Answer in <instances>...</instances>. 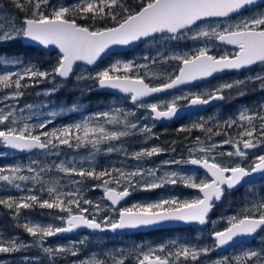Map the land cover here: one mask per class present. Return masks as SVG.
I'll return each instance as SVG.
<instances>
[{
    "label": "snow or ice",
    "instance_id": "6c2138e0",
    "mask_svg": "<svg viewBox=\"0 0 264 264\" xmlns=\"http://www.w3.org/2000/svg\"><path fill=\"white\" fill-rule=\"evenodd\" d=\"M15 7L25 13L22 19L15 17L0 18V43L14 41L19 38L28 39L44 47L55 46L58 50L56 64L48 70H38L29 66L18 71H7L0 74V86L9 90L7 94L0 93V104L6 101L16 103L0 107V145L21 152L40 150L46 154L60 157L61 148L78 150L91 145L100 152L101 145L107 153L120 152L112 142H121L124 138L136 132L145 135L151 133L148 124L140 123V118L133 111L115 109L102 111L93 117H86L80 122L53 127L47 118L34 119L32 115H24L25 110L31 111L33 105L19 106V100L24 95V89L35 86L42 81L53 82L50 93L57 90V78L67 80L75 74L77 62L95 65L112 46H128L134 42H143L145 38L155 39L157 35L167 40L191 39L201 41L193 51L164 54V62L175 61L168 77L163 82L153 85L146 80V75L155 76L154 72L141 73L140 69H148V64H137L134 60L117 61L108 67L96 71L95 75L86 77L79 75L77 80H93L100 88L117 90L128 94L135 107L145 108L154 120L171 119L179 114L181 101L187 106L197 107L208 105L214 100L226 99L225 92L238 89L237 95H246L243 90L249 81H259L264 90V75H253L245 79L223 82L211 91L189 93L174 96L167 102L146 103L144 98L152 97L161 92L181 85L194 84L197 81L225 71L251 69L257 64H264V11L241 17L235 23H227L233 16L241 15L247 6L254 5L256 0H140L136 9L127 6L124 0H76L71 5L53 3L52 0H12ZM27 3L28 8H25ZM2 8V5H0ZM76 16L88 21L89 25L77 23ZM97 21H111L102 27L96 26ZM189 33L191 35H189ZM235 46V51L214 55L213 50L218 45ZM157 57H145L152 63L158 62ZM23 61L0 56V64L22 65ZM264 72V69L261 70ZM27 81V82H25ZM75 107V106H74ZM258 110L244 108L239 110L234 119L217 124L215 128L207 127V121L193 123L191 128L207 133L208 143L196 138L199 148L189 149V158L165 162L167 164H191L205 170V179L197 182L195 175H181L178 172L165 173L157 176L159 168L145 169L137 167L132 170L108 167L101 170L91 163L83 166L75 160H61L58 164L38 168V161H31L26 167L21 165L0 166V184L28 193L20 197L11 195L0 198V205L13 211V217L19 221L21 210L55 209L59 213L55 219L63 226L47 225L25 219L19 224L30 236L38 238L41 246L48 237L72 232L78 228L92 230H112L150 226L166 221H180L206 225L216 224L209 215L217 202L223 201L227 192L234 191L246 179L255 173L264 174V153L255 155L245 167L240 163L225 162L222 158L248 157L253 149H264V104L257 106ZM55 116V113H52ZM123 116V119H120ZM132 119H129V118ZM135 121V122H133ZM120 126V127H117ZM237 128L232 135L229 130ZM189 131L191 129H188ZM223 135L226 138L213 142V136ZM224 145L230 150L219 151ZM163 149L159 147L142 148L132 153L133 159L159 155ZM196 153V155H193ZM55 168L63 176L60 180H44L43 176ZM27 171L30 175L22 174ZM74 185L71 190L61 186L64 178ZM145 177L151 178L150 180ZM93 183L92 190L101 188L103 200L93 203L83 197L86 181ZM182 182L186 187L198 190L199 194L193 199L183 201L161 199L154 203H138L131 207L116 208L122 200L131 195L130 189L140 187L144 191ZM23 183V187H22ZM31 183L33 187L27 185ZM39 185V188H36ZM51 185V186H49ZM114 185V186H113ZM122 190H119L121 189ZM47 197V198H44ZM89 205L90 207H85ZM115 212V217L109 216L108 210ZM105 211L103 216H99ZM91 217V218H89ZM264 231V198L254 203L250 208L245 207L240 214L226 218L222 230L213 229L210 236L216 248L233 243L237 238L254 236ZM83 243V241H81ZM177 242H172L175 245ZM25 242L15 239L0 240V253L18 252L30 247ZM212 248L198 247L189 243L180 244L175 251L161 244L156 249L139 250L137 264H187L188 261L199 264L200 257L207 255ZM72 251L64 246L44 247L43 252L50 256ZM76 255V252H72ZM39 259L38 257L36 258ZM236 264L246 261L247 264H264V249L259 252L249 250L243 256L235 258ZM0 264H3L0 261ZM22 264H35L32 258H22ZM80 264H103L102 261L91 259ZM113 264H125L123 258L113 261ZM214 264H234L231 257L224 256L216 259Z\"/></svg>",
    "mask_w": 264,
    "mask_h": 264
},
{
    "label": "trees",
    "instance_id": "16d2710c",
    "mask_svg": "<svg viewBox=\"0 0 264 264\" xmlns=\"http://www.w3.org/2000/svg\"><path fill=\"white\" fill-rule=\"evenodd\" d=\"M53 3H60V4H66L71 5L76 3V0H52ZM124 2L127 4V6L131 9H136L137 5L140 3V0H124ZM0 5H2V8H0L1 15L0 18L5 17H15L17 19H22L25 15V13L19 9H17L12 2V0H0ZM25 8H28L27 3H25ZM77 20V23L79 24H92L91 20L85 21L81 19L80 17H75ZM105 24L111 25V21H97L96 26L102 27ZM161 37L157 36L155 39H150L147 43L144 44L143 49L140 50H134L131 48V50H127L126 52L122 53H115L111 55L109 58L104 60L99 67L94 69H88L83 67H76L75 68V74L72 76L71 79L68 81H61V84L59 87H56L57 90L53 93H50V90L53 87V82L51 81H42L39 84H36L35 86L28 87L24 89V95L19 100V106H25V105H33V109L31 111L25 110L26 113L24 115H32L34 113V119L29 122H36L38 119L47 118L48 120H51L52 123L49 125L48 130H51L53 127H61L63 125L71 124L80 122L84 117H90L92 114L102 111H111L112 114L115 113V109L119 108L123 111H133L136 113V116L140 118V123H146L151 124L152 123V136L158 134L159 137H154L153 139L156 140L157 144L160 145L164 150H167L170 154H175L176 156H189V149L187 148V145L190 144V142L194 139V137L191 135H196L197 133L202 135L207 140V133L202 132L197 129H192V124H187L186 126H177V127H164L161 128L160 126H154L153 121L151 119L150 113L145 108H138L134 105H131L129 103V100H127L124 96L115 95L108 91H102L99 89L98 85L93 80L83 79V80H77L76 77L79 75L87 76L88 74L95 75V71L99 68H102L104 66L110 65L111 63L115 62V60L124 61L130 57H133L135 59L136 63L146 61L148 64H151L152 61L146 60L145 57H157V54L160 53V57L158 58V62L156 64L159 65V68L154 66L153 69H148L147 71H141L142 74L145 72H154L155 77L146 75V80L150 83L157 84L158 82H163L167 79L169 72L172 68L175 67L176 62L175 61H169L167 63L164 62L163 55L168 54L172 51L175 53L176 51H183L188 50V48H192V46L195 45L196 41H193L191 39H180V40H164L163 43H159L158 40H160ZM150 42L157 43L161 47L160 52L153 53L150 51L151 47L148 48L146 45ZM135 48V47H134ZM149 50H148V49ZM189 51H193L192 49H189ZM58 52L54 50H47L42 47H36L33 45H24L21 43L20 38L16 39L14 41H8L6 43H0V56H7L9 58H12L14 60H20L23 61L22 65H19L18 67H21V70L23 68H27L29 66H35L38 70H48L51 67H53L56 64V56ZM16 65V64H14ZM12 64H0V71H7L9 67H11ZM17 66V65H16ZM84 71V73H83ZM83 73V74H82ZM76 75V76H75ZM59 79H56L54 83L59 82ZM27 82V81H25ZM9 90H5L2 86H0V93L7 94ZM118 99L119 105H116L113 100ZM16 103V102H15ZM75 106V107H74ZM93 112L92 114H90ZM52 113H55L56 115L53 116ZM224 114L226 116V111H224ZM224 116V121L226 120ZM122 116H120V119ZM129 119H132L131 117ZM135 122V121H133ZM218 124V123H217ZM207 125V127H213L215 128V125ZM223 125V124H221ZM191 129V133H183V130ZM235 129V128H234ZM233 130V129H230ZM189 131V130H188ZM232 134V133H231ZM135 135V134H134ZM131 135L126 138V140L133 139V136ZM189 141V142H188ZM114 143V142H112ZM187 143V144H186ZM82 149L89 151H94V149L91 148V145H88L86 147H82L78 150L69 149L67 147H63L60 149V151L63 153L62 156L56 157V156H50L44 159H41V162H39L38 167H45L46 165H52V164H58L61 160L65 159L63 156H70V154L79 153L81 154V158L85 157V151H82ZM0 151H5V149L0 146ZM38 154V153H37ZM43 154V153H42ZM195 153H193L194 155ZM15 156H23V155H14V157L10 156H4V153H0V166H8L13 165L15 162L13 159H15ZM113 157V156H112ZM74 160V158H73ZM77 161V160H76ZM78 163V162H77ZM81 164V163H78ZM97 170H101L104 168L111 167L108 164L106 165H99L95 166ZM28 173V172H27ZM51 174L45 173L43 176L44 180H49L47 177V174L50 176H55L59 180L63 176L62 173L58 172L55 168H52ZM30 175V173H28ZM69 178H64L61 181V186L67 185L65 190H71L73 187H76L74 185H71L68 183ZM94 181H86L84 185H80L79 187L83 188V195L89 196L88 193H91L90 186L92 185ZM99 182V181H96ZM22 183V187H23ZM50 186V185H49ZM27 187L31 188L33 185L29 183ZM36 188H39V185H36ZM187 190L186 186L182 182H177L175 185H166L165 187H159L156 189H153L151 191H144L140 190V188H135L134 194L135 196H142L143 199L145 198H151L153 196H166V195H172L175 193H183ZM28 193L17 190L12 187H8L5 185L0 184V198H4L6 196H13V197H20L23 195H27ZM229 197L234 198L235 203L240 210L244 209L245 207H251V204H249L248 200H255L259 199L261 200L264 198V178L255 184L246 187L245 189H239L238 191L233 192L232 194H228ZM227 195V196H228ZM47 198V197H44ZM101 202H104L103 198H100ZM232 205V204H230ZM245 205V206H244ZM53 209H41L39 207H36L31 210H21V216L19 221L14 219L13 217V211L9 210L7 207L0 205V240H10L15 239L17 242L21 240H24L26 242H29L31 245L29 253H34L42 255V251L44 247H49L48 245L51 243L52 238L48 237L43 242L42 246L39 242L38 238H33L30 236L22 227L18 226L19 224H22L25 222V219L32 222H46L52 217ZM216 209L214 211V215L216 214ZM169 230H161L160 234H166ZM187 231V229L185 230ZM257 248L264 249V240L262 242L256 243ZM72 249V248H71ZM75 250L72 249V251H66L62 254H57L55 256H50L47 254V264H66V262L70 259L72 256V252ZM83 251L88 252V248L85 247ZM15 252L13 253H0V259H8L10 256H13ZM44 262V261H42ZM39 264V263H38Z\"/></svg>",
    "mask_w": 264,
    "mask_h": 264
},
{
    "label": "flooded vegetation",
    "instance_id": "af4514ba",
    "mask_svg": "<svg viewBox=\"0 0 264 264\" xmlns=\"http://www.w3.org/2000/svg\"><path fill=\"white\" fill-rule=\"evenodd\" d=\"M261 11H264V0L263 1H257L254 5L247 6L245 10L242 11L241 15L239 16H233L231 20L225 21L227 23H235L237 22L242 16L247 17L252 15L253 13L259 14ZM189 35H191L189 33ZM151 38H148L143 43H141L139 46L130 47L129 49L133 48L134 50H140L143 49L145 43H147ZM135 47V48H134ZM127 49V50H129ZM126 50V51H127ZM189 50V48H188ZM235 51V46L231 45H218L214 50V55L223 54L224 52H231ZM264 69V64H257L253 66L251 69L244 68L239 71H230L225 72L220 75H217L215 77H212L211 79H208L205 82L183 87L181 89H178L172 93H168L159 97H154L148 100H145L146 103L151 102H167L166 99L172 98L177 93H182L184 91H193L194 93H202L205 91H211L214 87L218 86L219 84L227 81L232 82L237 79H245L246 77H251L253 75H264V72L261 70ZM246 92V95L238 96L237 91L238 89L233 88L231 90H227L225 92L226 99L220 100L219 102H216L212 104L209 108L189 113L181 118H174L168 122H159L156 120H153L152 115L151 119L153 121L154 126H160L161 128H164L166 126L170 127H177V126H186L187 124H193L200 122L201 120L207 121V125H213L214 124H223L224 123V111H226V120L234 119L235 115H232L233 111H239L244 108H250L253 110H258L257 106L264 104V90H261L260 82L259 81H249V83L244 87L243 89ZM127 100L130 99L129 96H124ZM181 105L186 106V102L181 101ZM232 111V112H231ZM149 112V111H148ZM237 116V115H236ZM225 120V121H226ZM183 133H191L188 130H183ZM230 133L234 134L237 133L235 129L229 130ZM191 135H193L191 133ZM197 135H200L197 133ZM202 136V135H200ZM226 137L223 135L220 136H213L212 141L219 140V139H225ZM208 141V140H207ZM254 150V149H253ZM196 155V153L194 154ZM185 156V155H184ZM183 157L184 159H188L189 156ZM232 163H235L234 161H231ZM239 163V162H236ZM243 164L245 167L248 166V163H240ZM184 166H181L182 170L189 171V172H196L198 174H202L206 177L205 171H202L199 168H195L190 166L189 164H183ZM98 183V182H93ZM92 183V185H93ZM256 182H251L248 184L243 185L242 187L232 191L227 192L226 195L232 194L235 191H238L239 189H245L246 187H249ZM114 186V185H113ZM140 188V187H136ZM119 190H122L119 189ZM134 189H130L131 195L129 196L128 200L125 202L120 203L116 208L121 207H129L128 205L131 204L133 201L138 202L142 199V196H135ZM141 190V188H140ZM198 192V191H197ZM198 195L199 192H198ZM156 196H153L151 198H145V199H155ZM103 198V193H102ZM260 201L259 199H251L248 200L249 204L251 206ZM131 202V203H130ZM228 203V206H227ZM235 203V200L230 199H224L223 201L216 203V206L211 212V215L209 216L210 220H217L220 217H223L225 212H230L234 214L237 212L238 214L241 213L240 208L233 204ZM231 207H229V205ZM107 208V205H105ZM245 206V205H244ZM216 209V214L214 215V211ZM104 212V211H103ZM99 213V216H103L104 213ZM109 216L115 217L117 214L110 209L107 211ZM225 226V224H221L218 228H212V224L208 223L206 225H189L184 227H177V228H162V229H151L148 231H133V232H123V233H97V234H90L88 232H83L79 235H86L87 238H89L86 243L88 244V252L83 250H75L76 255H72L70 259L67 261L66 264H80L81 261L86 259L87 254H91L93 259L99 260L98 258H101L103 261V264H113V261L118 258H123L125 260V264H137V256L139 255V250L148 251L151 249H156L159 247V245L164 244L167 245L169 250L175 251L177 247H179L180 244L183 243H189V244H196V241H199V238H197L196 235L202 236L208 244L213 246V251L210 252V256H213V258L220 259L224 256L231 257L234 261V264H236L235 258L237 256H243V254L249 250H256L260 251V248L256 247L257 242H262L264 240V231H260L257 235L253 236L251 241L248 243H237L235 246L231 247L229 250H227L225 253H216V247L213 243V239L210 236V232L215 230H222V228ZM187 229V231H185ZM161 230H169L166 234H160ZM79 235L72 236L70 238L77 239ZM69 238V239H70ZM63 240L62 238H60ZM68 240V239H67ZM201 240V239H200ZM177 242L175 245L172 244V242ZM90 255V256H91ZM88 256V257H90ZM192 261H188L187 264L191 263ZM193 263V262H192ZM239 264H247L246 261L239 262Z\"/></svg>",
    "mask_w": 264,
    "mask_h": 264
},
{
    "label": "rangeland",
    "instance_id": "374dc122",
    "mask_svg": "<svg viewBox=\"0 0 264 264\" xmlns=\"http://www.w3.org/2000/svg\"><path fill=\"white\" fill-rule=\"evenodd\" d=\"M0 15H1V11H0ZM162 39L163 38L161 37V39L158 40V42L159 43H163L164 40H162ZM200 44H201V41H196L195 45L192 46V48L190 47L189 49L194 50L195 47L199 46ZM146 46L148 48L151 47L150 51L153 50V51H151L153 53L161 51V47L157 43L150 42ZM186 51H189V50L185 49L183 51H176V52H186ZM172 53L173 52L170 51L169 55H171ZM128 60H134L135 61V59L133 57H130V58L124 60V61H128ZM117 61H119V60H115V62H117ZM115 62H113V63H115ZM113 63H111V64H113ZM137 64L143 65V64H148V63L146 61H142V62H139ZM108 66L109 65L104 66L102 68H99L96 71L102 70V69H104V68H106ZM154 66L159 68L158 64L151 63V64H148V69H153ZM83 68H85V67H83ZM148 69H143L142 68V69H140V71H147ZM18 70H21V67H18V66L14 65V64H12V66L7 69V71H18ZM6 72L5 71H0V74H4ZM83 73H84V71H83ZM149 75L153 76L151 74H148L147 77ZM153 77H155V76H153ZM60 84H61V81L55 83V86L59 87ZM189 93H194V92L193 91H184L182 93H177L174 96H182V95H187ZM174 96H172V98ZM172 98H168V99H166V101H170ZM113 102L116 105L120 104L118 99H114ZM14 103H15V101H6L3 104H0V107H6L7 105L14 104ZM20 107H24V106H20ZM238 112L239 111H233L232 113H234V114H232V115H235V117H236ZM25 113H26V111L24 112V114ZM92 113L93 112H91L90 114H92ZM95 114L96 113L92 114L90 117L95 116ZM84 118H86V117H84ZM121 119H123V116H122ZM141 124H144V123H141ZM117 127H120V126H117ZM149 127H151V129H153L152 123L149 124ZM235 131H238V129L235 128ZM235 134L236 133H234L232 135H235ZM192 136L194 137V139L190 142V144L187 145L188 149L201 147V145H197L196 144V138L197 137H199L201 141H205V145L204 146H206V144L208 143V141L206 139H203L204 138L203 136H200V135H197V134L196 135H192ZM154 137L158 138L159 135L156 134V135L152 136L151 133L145 135L143 133L136 132L135 135L133 136V139L126 140V138H124L121 142H114L113 143L115 145V147L122 149V151H120V152L107 153L104 149H106V147H108V145H101L100 147H101L102 150L100 152H96L95 150L87 152L86 150L82 149V151L86 152L85 153L86 155L83 158H81V154H79L78 152L75 153V154L73 152V154H70L69 157L68 156H63V158H65V159H67L69 161L73 160V158H74L75 161L77 160V162L81 163L80 165H83V166H88L89 163H91L94 166L105 165V164L107 165L108 164L111 167L122 168V169L129 170V171L132 170V169H135L137 167L145 168V169H149V168L156 169V168H159V171L157 172V176H164L165 173H170V172L175 171V172L180 173L181 175H195L197 182H199V180H201V179H205L206 178L202 174H198L196 172H189V171L182 170L181 166H184L183 164H174V163L173 164H167V163H165V162H169V161H173V160H182L184 158L180 157V156H176L175 154H170L167 150H164L160 145L157 144L156 140L153 139ZM222 140H224V139L214 140L213 142H219V141H222ZM0 146H2L4 148L3 145H0ZM154 146L163 149L161 154L154 155L152 157H142L140 160H136V159L131 158L132 157V153H134L136 151H139L142 148H151V147H154ZM228 150H230V146L229 145H224L223 148L219 149V151H224V152H226ZM0 153H4V156H10V157H12V156L14 157V155H20L18 153H15V152H13L11 150H7V149H5V151H0ZM262 153H264V149H259L258 148V149L250 150L249 154H248V157L246 158L247 162H245L244 158H239V157H235V156H233V157L225 156L222 159L225 162L234 161L235 163L236 162H239V163H250L255 155H259V154H262ZM50 156H52V155L46 154L44 152H43V154L42 153H38V154L34 153V154H29V155L17 156V157L15 156V159H13L15 164L8 165V166L21 165V166L26 167L33 160L38 161V164H39V162H41V159H44V158H47V157H50ZM65 159H63V160H65ZM47 173L51 174L50 172H47ZM22 174L28 175L27 171L22 172ZM48 174H47V177L49 179L59 180L57 177L51 176V175L49 176ZM145 179L150 180L151 178L145 177ZM99 183L100 182H98L97 184H99ZM1 185H4V184H1ZM166 185H172V184L165 183L164 186H162V187H165ZM186 188H187V190H185V192H183L182 194L181 193H175V194H172V195L170 194V195H166V196L157 195L155 197V199H143L142 198L138 202H135V201H133L132 203L130 202L131 204H129L128 206L131 207L132 205L138 204V203H154V202H157V201H159L161 199H173V198H175L177 200L183 201V200H186V199H193V198L198 196V192H197L198 190L192 189V188H189V187H186ZM90 189H91L90 191H92V192L88 193L89 196L83 195V197L88 199V200H90V201H92L94 204L95 203H101L102 209L106 208V206H105L106 204L104 202L100 201V198L102 199V193H103L102 189L101 188H97L95 191H93L92 190V185L90 186ZM225 199L233 200L234 198H231V197H229V195L228 196L226 195ZM227 206H228V203H227ZM85 207H90V206L89 205H85ZM229 207H231V205H229ZM53 211L54 212L52 213V217L49 220H47L46 222H40L41 225L47 226V225L51 224V225H54V226H63L61 224L60 220L55 219V217L59 213L55 209H53ZM102 212L103 211H101V213ZM234 214H238V213L235 212ZM230 215H233L231 213V211L227 212V213L225 212L223 217H220L219 219L215 220L216 224H212V228H218V227L221 226V224H225L226 223V218L228 216H230ZM89 218H91V217H89ZM36 223H39V222H36ZM196 236H197V238H199V241H196V244L193 243L192 245H196L198 247H209V248L213 249V246L208 244V242H206V240L202 236H200L199 234L196 235ZM87 237H86V235H79L78 238L75 239V240L72 239V238H70V239L67 238L68 240L67 239L61 240L59 238V235H56V236H52L51 237L52 241H51V243L48 246L52 247L54 249L56 247H59V246H64L65 248H72L74 250H84L85 247L88 248V244L86 243V241L89 238H87ZM21 241L25 242L26 244H30L29 242H26L24 240H21ZM81 241H83V243H81ZM19 242L20 241H18V243ZM29 251H30L29 247L22 248L20 251L15 252V254L13 256H10V258H8V259H0V261H2L3 264H22V258L27 256L29 258H32L35 261V264H38V263L39 264H47V258L48 257H47V254L43 252V250H41L42 251V255H40V254H36L35 255L34 253H29ZM212 251H210V252H212ZM210 252L207 255H202L200 257L199 264H214L215 259L213 258V256L209 255ZM91 254H87V257L84 260L93 259ZM88 256H90V257H88ZM37 257L39 258L38 260L36 259ZM98 259H99V261H102L101 258H98ZM42 261H44V262H42ZM189 264H194V262L193 263L191 262Z\"/></svg>",
    "mask_w": 264,
    "mask_h": 264
},
{
    "label": "water",
    "instance_id": "95a60500",
    "mask_svg": "<svg viewBox=\"0 0 264 264\" xmlns=\"http://www.w3.org/2000/svg\"><path fill=\"white\" fill-rule=\"evenodd\" d=\"M158 36V35H157ZM148 38H145L144 40H146ZM143 40V41H144ZM21 42L23 44H26V45H33V46H36V47H42V48H45V49H48V50H54L56 52H58V50L55 48V46H48V47H44L42 45H39L38 43L36 42H33V41H30L28 39H24V38H21ZM139 43H141L140 41H137V42H134L133 44L131 45H128V46H120V45H116V46H112L111 49L109 51H107L106 54H102V57L97 61V63L95 65H87L85 62H77V65L76 66H84V67H87L89 69H93V68H96L97 66H99L105 59H107L109 56H111L115 51H120V52H125L127 49H129L130 47H133V46H136L138 45ZM226 45V44H225ZM232 46V45H231ZM74 66V69L75 67ZM242 70V69H241ZM235 71V70H233ZM225 72H230V71H225ZM225 72H220V73H216L214 74L213 77L217 76V75H220L222 73H225ZM73 76V75H72ZM72 76H70V78H68L67 80L65 79H62V78H57L59 80H62V81H68L69 79L72 78ZM212 77H208V78H205L203 80H200V81H197L195 82L194 84H186V85H181V86H178L177 88H174V89H170L168 90L167 92H161V93H158V94H155L154 96L152 97H148V98H144V101L145 100H148V99H151V98H154V97H157L159 95H164V94H168V93H172L178 89H181L183 87H190V86H193V85H196V84H199V83H202V82H205L207 81L208 79H211ZM99 87V86H98ZM100 90L102 91H108L112 94H115V95H121V96H129L128 94H124V93H120L118 92L117 90H113V89H109V88H100ZM130 97V96H129ZM220 100H214L212 101L210 104L208 105H202V106H197V107H192V106H183L181 107L180 111H179V114L171 119H159V120H156V121H159V122H168L174 118H181L189 113H193V112H198V111H202V110H205L207 108H209L212 104L216 103V102H219ZM130 104H133L131 102V100H129ZM154 120V119H153ZM6 149H11V148H8V147H5ZM11 150H14V149H11ZM15 151H18V150H15ZM34 151V150H33ZM18 152H21V151H18ZM27 153H30V152H27ZM190 166L192 167H195V168H199L203 171H205L204 169L198 167V166H195V165H191L189 164ZM264 178V174H261V173H255L253 174L252 176L248 177L246 179V181L244 183H242L240 186H238L236 189L242 187L243 185L245 184H248V183H251V182H258L260 180H262ZM235 189V190H236ZM129 197L125 198L124 200H122L120 203L122 202H125L126 200H128ZM119 203V204H120ZM219 203V202H217ZM118 204V205H119ZM118 205H116L115 207H117ZM211 215V213H210ZM209 215V216H210ZM194 224H197V225H200L198 223H185V222H180V221H166V222H161V223H158V224H154V225H150V226H141V227H137V228H125V229H117L115 231H112V230H104V231H101V230H92V229H87V228H78L72 232H66V233H62L60 234L61 236H70L71 234H75V233H80L82 231H87L89 233H111V234H115V233H123V232H133V231H148V230H151V229H162V228H177V227H184V226H189V225H194ZM259 233V232H258ZM257 233V234H258ZM256 234V235H257ZM255 236V235H254ZM253 236H245V237H240V238H237L233 243H230L228 245H225V246H222V247H219V248H216V253L220 254V253H225L227 250H229L231 247L235 246L237 243H248L251 241Z\"/></svg>",
    "mask_w": 264,
    "mask_h": 264
},
{
    "label": "bare ground",
    "instance_id": "6f19581e",
    "mask_svg": "<svg viewBox=\"0 0 264 264\" xmlns=\"http://www.w3.org/2000/svg\"><path fill=\"white\" fill-rule=\"evenodd\" d=\"M257 1H263V0H256V2ZM159 36V35H158ZM21 40V39H20ZM147 40V39H146ZM145 41V40H144ZM143 41V42H144ZM143 42H141V43H143ZM22 43V42H21ZM141 43H139L138 45H136L135 47H137V46H139ZM23 44V43H22ZM24 45H26V44H24ZM126 52V51H125ZM115 53H122V52H120V51H115L113 54H115ZM112 54V55H113ZM110 57V56H109ZM108 57V58H109ZM106 60V59H105ZM165 95V94H164ZM159 96H162V95H159ZM159 96H157V97H159ZM5 148V147H4ZM6 149V148H5ZM7 150H11V149H7ZM11 151H13V152H15V153H18V154H20V155H29V154H34V153H43L42 151H40V150H34V151H32V152H30V153H27V152H18V151H15V150H11ZM203 171V170H202ZM83 232H85V230L84 231H82V232H80V233H75V234H71L70 236H61V235H59V238H62V239H67V238H70V237H72V236H75V235H79V234H81V233H83ZM87 232V231H86ZM89 233V232H88ZM90 234H97V233H90Z\"/></svg>",
    "mask_w": 264,
    "mask_h": 264
}]
</instances>
